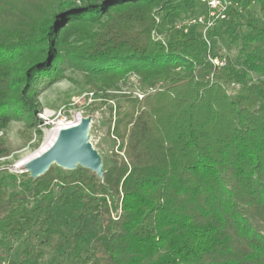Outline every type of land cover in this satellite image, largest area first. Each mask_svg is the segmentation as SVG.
Returning <instances> with one entry per match:
<instances>
[{"label":"trees","instance_id":"trees-1","mask_svg":"<svg viewBox=\"0 0 264 264\" xmlns=\"http://www.w3.org/2000/svg\"><path fill=\"white\" fill-rule=\"evenodd\" d=\"M156 1L66 2L37 40L0 24V130L34 116L37 85L61 75L67 61L94 77L137 73L144 85L163 81L141 99L127 94L118 102L112 135L124 157L115 152L103 177L56 164L38 178L8 177L11 192L0 190V247L24 232L47 234L57 207L83 204L81 218L93 220L48 237L56 252L49 264H264V82L248 73L264 74V56L245 47L264 42V0H238L225 18L232 41L244 43V70L231 58L215 64L196 37L169 47L153 40ZM119 14L114 31L78 46L68 41ZM235 26L250 30L234 34ZM98 223L102 232L87 242L84 234ZM22 254L20 264H42L45 256L31 247Z\"/></svg>","mask_w":264,"mask_h":264},{"label":"rangeland","instance_id":"rangeland-1","mask_svg":"<svg viewBox=\"0 0 264 264\" xmlns=\"http://www.w3.org/2000/svg\"><path fill=\"white\" fill-rule=\"evenodd\" d=\"M86 1L93 0H0V24L6 25L24 38L37 40L46 35L54 14L60 12L63 7L79 5ZM66 2L68 5L63 6ZM251 8L255 11L256 17L260 15L257 1L252 3ZM207 11L206 3L201 0H157L152 7V16L155 19L151 30L152 39L169 47L170 43L196 37L207 43L208 58L215 64L218 61L219 65L223 66L221 62L226 64L227 58H231L241 70H244L243 62L246 56L242 49L243 41H232L227 31L228 18L217 20L210 27L200 22L199 18L205 19ZM122 17L120 14L113 16V19L105 17L84 28L89 33L76 34L68 41L78 46L88 42L89 37L103 32L106 28L114 31ZM233 30L234 34L242 35L250 28L235 26ZM245 47L249 52L256 50L264 56V42L248 44ZM35 59L39 58L33 55L31 60ZM248 73L253 81L264 82V74L254 71ZM162 83L161 80L156 86L144 85L137 73L113 78L94 77L67 61L61 75L53 79L45 77L37 85L34 100L38 105L34 116H30L29 119L12 120L0 130V149L5 151V155L0 157V190L11 192L12 184L8 179L11 174L30 175L25 167L19 165L20 162L34 155L42 147L58 122H75L78 117L92 116L90 142L101 155L103 166L110 165L115 152L119 154V159L124 157V152L119 150L120 139L112 135L118 102L127 94L141 99L159 88ZM109 84L112 85L108 86ZM90 192L89 188L81 189L83 194ZM82 209L83 204L57 207L48 233L24 232L11 244L1 246L0 264H20L19 260L27 247H31L35 255L44 252L42 264H49L56 252L51 249L48 237L56 239L66 236L79 228H85L89 220H93V215L82 219ZM101 232L102 226L98 223L91 231L86 232L83 238L90 242L94 235ZM64 251L65 249H62L58 254ZM30 264H34V261Z\"/></svg>","mask_w":264,"mask_h":264},{"label":"water","instance_id":"water-1","mask_svg":"<svg viewBox=\"0 0 264 264\" xmlns=\"http://www.w3.org/2000/svg\"><path fill=\"white\" fill-rule=\"evenodd\" d=\"M91 124L92 116H85L61 128L55 142L43 153L30 158L25 170L30 172L31 177L38 178L56 164L67 170L87 168L103 177L105 169L102 157L90 142Z\"/></svg>","mask_w":264,"mask_h":264},{"label":"built area","instance_id":"built-area-1","mask_svg":"<svg viewBox=\"0 0 264 264\" xmlns=\"http://www.w3.org/2000/svg\"><path fill=\"white\" fill-rule=\"evenodd\" d=\"M207 5V16L204 18H199L200 22H204L206 26L210 27L215 21L224 19L228 16L231 7L237 6L239 4L238 0H201ZM197 22L196 20H194ZM217 65L220 62H216ZM223 65V62H221Z\"/></svg>","mask_w":264,"mask_h":264},{"label":"bare ground","instance_id":"bare-ground-1","mask_svg":"<svg viewBox=\"0 0 264 264\" xmlns=\"http://www.w3.org/2000/svg\"><path fill=\"white\" fill-rule=\"evenodd\" d=\"M81 118L82 117H78L75 122H68V123L58 122V123H56L55 127L51 130L50 134L48 135V137H47L45 143L42 145V147L36 153H34V155H32L31 157L23 159L19 165L22 167H25V164L27 163V161L30 158H33L34 156H37V155L43 153L55 142L61 128L68 126L70 124H74V123L78 122Z\"/></svg>","mask_w":264,"mask_h":264}]
</instances>
